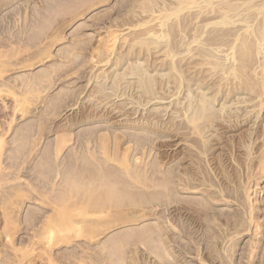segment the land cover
<instances>
[{
	"label": "rangeland",
	"instance_id": "374dc122",
	"mask_svg": "<svg viewBox=\"0 0 264 264\" xmlns=\"http://www.w3.org/2000/svg\"><path fill=\"white\" fill-rule=\"evenodd\" d=\"M0 264H264V0H0Z\"/></svg>",
	"mask_w": 264,
	"mask_h": 264
},
{
	"label": "bare ground",
	"instance_id": "6f19581e",
	"mask_svg": "<svg viewBox=\"0 0 264 264\" xmlns=\"http://www.w3.org/2000/svg\"><path fill=\"white\" fill-rule=\"evenodd\" d=\"M252 217H253V215H252ZM254 220H255V218H254ZM255 228H256V225H255Z\"/></svg>",
	"mask_w": 264,
	"mask_h": 264
}]
</instances>
